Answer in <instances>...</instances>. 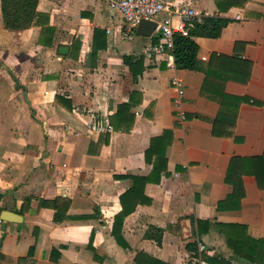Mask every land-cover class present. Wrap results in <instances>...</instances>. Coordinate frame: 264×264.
Listing matches in <instances>:
<instances>
[{
    "label": "crops",
    "instance_id": "1",
    "mask_svg": "<svg viewBox=\"0 0 264 264\" xmlns=\"http://www.w3.org/2000/svg\"><path fill=\"white\" fill-rule=\"evenodd\" d=\"M190 2L229 19L218 37L195 38L198 70L171 67V51L148 55L156 35L135 27L127 37L110 0H39L44 34L5 28L0 6V264H137L139 251L255 264L233 253L223 227L264 237V0ZM126 57L142 58L137 78ZM173 76L185 84L183 119ZM125 102V126L113 129ZM133 175L149 178L127 199L139 202L123 246L112 228ZM150 226L165 228L160 244Z\"/></svg>",
    "mask_w": 264,
    "mask_h": 264
},
{
    "label": "trees",
    "instance_id": "2",
    "mask_svg": "<svg viewBox=\"0 0 264 264\" xmlns=\"http://www.w3.org/2000/svg\"><path fill=\"white\" fill-rule=\"evenodd\" d=\"M38 1L39 0H0L4 27L18 31L31 26H41V34L47 33V31L51 29L49 25V16L37 10ZM228 22V18L220 15H203L200 20H195L193 25L188 27L187 34L181 32L174 33L172 53L175 66L178 69H200V60L197 56L199 46L195 38L198 36L218 37L223 27ZM126 59L133 72V77L137 78L138 74L143 70L142 58L140 57L134 60L133 57H126ZM131 106L130 102L119 105L117 111L119 115L117 114L109 118V124L113 129L124 128L125 125L118 124V119H120V121L124 120V113L128 112ZM129 125H131V123ZM107 134L109 135V133ZM154 169L155 171L159 170L158 164H155ZM148 178V176L133 175V186L120 197L122 209L115 215L112 233L116 240L123 246H127L121 233L123 220L125 216L135 208L137 202H139L138 198H135L132 205H130V198L136 196L139 185H144ZM230 198H232V195ZM127 199H130V201ZM164 231L165 228L150 226L145 232V236L154 239L160 244ZM223 232L226 236L227 245L232 249L234 254L252 263L264 264V237L256 238L251 236L247 231V227L238 223L225 224ZM187 246L197 250L196 242H191ZM194 252L195 255H198L196 251ZM201 258L210 264H232L231 258L223 257L219 253L210 255L202 252ZM134 260L137 264H171L143 251L137 252Z\"/></svg>",
    "mask_w": 264,
    "mask_h": 264
},
{
    "label": "built area",
    "instance_id": "3",
    "mask_svg": "<svg viewBox=\"0 0 264 264\" xmlns=\"http://www.w3.org/2000/svg\"><path fill=\"white\" fill-rule=\"evenodd\" d=\"M110 6L122 15L127 37L132 36L133 28L142 20L156 23L153 33L157 41L146 46L145 52L148 55L172 52L174 33L187 34L188 27L202 17L190 0H110ZM169 65L174 67L175 63L170 61ZM171 85L175 92L173 105L177 115L183 119L182 105L186 92L184 81L179 76H173ZM200 248L204 249V245H200Z\"/></svg>",
    "mask_w": 264,
    "mask_h": 264
},
{
    "label": "water",
    "instance_id": "4",
    "mask_svg": "<svg viewBox=\"0 0 264 264\" xmlns=\"http://www.w3.org/2000/svg\"><path fill=\"white\" fill-rule=\"evenodd\" d=\"M156 26V23L152 20H142L138 25H137V32L141 35H150L154 28ZM67 47L66 46H61L60 51L61 52H66ZM10 215H12L11 212L4 211L2 218L4 219H10Z\"/></svg>",
    "mask_w": 264,
    "mask_h": 264
}]
</instances>
